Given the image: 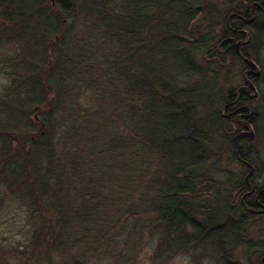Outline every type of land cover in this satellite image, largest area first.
Returning <instances> with one entry per match:
<instances>
[{
    "label": "trees",
    "instance_id": "16d2710c",
    "mask_svg": "<svg viewBox=\"0 0 264 264\" xmlns=\"http://www.w3.org/2000/svg\"><path fill=\"white\" fill-rule=\"evenodd\" d=\"M66 16L81 18L84 29H101L114 44L106 72L123 85L126 105L136 106L128 116L132 139L108 140L94 165L72 155L71 147L57 149L55 139V108L66 119L73 112L64 109L70 98L65 77L74 79L82 59L57 49L69 38L61 36ZM0 46L14 49L1 58L11 79L0 95V188L30 213L28 243L10 252L14 264L23 258L24 264L40 258L53 264L55 255L70 256L72 249L84 260L104 235L122 237L128 247L136 231L156 240L157 259L195 251L199 259L210 252L219 264H240L231 261L232 251L245 244L262 253L256 261L262 264L263 241L244 239L252 219L264 220L249 211L257 209L249 185L254 193L264 186L257 148L262 95L252 99L223 88L229 70L217 87L212 67L238 61L244 72L253 70L247 78L252 87H264V0H0ZM252 100L257 105L247 112ZM62 121L68 129L69 121ZM245 126L254 138L243 135ZM114 151L113 165L105 159ZM112 167L132 171L123 188L134 183L138 196L130 203L123 194L116 220H107L103 189ZM259 201L264 204L262 195ZM64 264L84 262L69 258Z\"/></svg>",
    "mask_w": 264,
    "mask_h": 264
},
{
    "label": "rangeland",
    "instance_id": "374dc122",
    "mask_svg": "<svg viewBox=\"0 0 264 264\" xmlns=\"http://www.w3.org/2000/svg\"><path fill=\"white\" fill-rule=\"evenodd\" d=\"M216 1L224 3L232 2L233 0ZM64 20L66 25L61 27V36H69V38L64 46L59 43L57 49H66L69 54L73 52L77 54L81 53L82 59H78V61L80 59L81 61L78 62V69H75L80 72L74 76V79L70 80L65 77L64 81V84L70 83V88H68V90H70V98L69 102L66 100V105H64L65 108H63L68 109V106L71 107L73 109V112H71L72 114L66 119L62 116L66 114L60 111L62 108H55L54 115L57 124L60 126L57 128L55 135V139H59L57 142V149L60 150L65 146L71 147L72 155L75 154L76 157H84L83 159L86 160L87 164L94 165L95 161L100 160L101 156H99V153L102 152L101 148L104 149L107 147L106 143L108 140L129 139L132 136L129 125L134 122V119L129 120L128 116L131 112L130 110L136 109V106L130 107L126 105V95L123 85L115 78L113 72H106V68L110 67V62L114 60V44H111L103 37L101 29H91L90 27L84 29V26L78 24L81 18H78V22H74V17L66 16ZM73 24H76V26ZM75 35L76 38L78 36V39L74 47L71 38ZM13 53L14 49L12 47L0 46V95H2L5 88L10 84L11 79L9 72L7 69H4L1 63V58L6 55H12ZM197 60L199 59L197 58ZM223 64L222 66L213 65L212 67L213 76L214 72H217V87L224 86L223 83L226 78V72L229 70V74L227 75L228 84L223 88L232 87L237 93H248L252 99L258 94H261L264 105L263 86L259 88L253 87L251 92L246 88H242L244 77L248 78L250 75L247 71L251 73L253 70H245L244 72L240 63L235 60H227L226 63ZM65 67L66 65L63 64L62 70ZM109 70H111V68H109ZM247 73L249 75L246 76ZM213 92H215V90H213ZM256 105L257 102L252 100L250 107H245L244 109L250 112ZM224 112L225 109L221 105V113L224 114ZM38 114L39 112L32 115V118L35 116L38 117ZM63 118L64 121H62ZM65 120L69 121L68 129L60 124V121L64 123ZM239 124L242 125V121H239ZM257 125L259 129L257 148L261 158L264 160V109ZM74 134H76L75 138L73 137L71 139ZM68 135H71L69 139ZM243 135L254 138L255 133L253 128L251 126H245ZM117 156L118 154L114 151L105 161L114 165L118 163ZM128 156L130 155L125 154L124 159L128 160ZM227 156H229V153L222 156V164H225ZM102 161L98 163L103 164ZM235 168L238 169V167ZM107 174L108 176L105 181L106 185L103 189L104 194L107 196L106 208H104L107 213L104 217L107 220H116L118 214L115 213V209L118 207L119 203L121 207V197L123 194H129L131 200L128 202L135 203L138 193L137 189L135 190L134 188V183L127 186L126 190L123 188L126 176L129 175L132 177L131 170L128 171L123 168L119 169L117 167H112L107 171ZM222 178L223 177H221V179ZM111 184H113L114 187H111ZM118 201L119 203L117 204L116 202ZM119 213L122 215L123 211ZM29 219L30 213L23 202L14 196L5 194L4 190L0 188V243L4 247V252L2 253L0 251V257H2L0 263H15V261L10 258V252L12 248L28 243V237L31 234L28 223ZM121 221L122 218L119 217L118 221L113 223L118 225L117 222ZM263 230L264 220L259 217L252 219L246 228L245 241H263L264 243V236H262ZM103 237L102 241H100L102 244L100 246L98 244L95 245L97 250L94 248L90 250V248L87 247L88 251L86 252L84 260L80 259L82 257L78 256L75 249H72L70 256L65 255L66 257H58L55 255L53 257V264H64L69 258L72 259V261L84 262V264H219L217 258L214 257V259H211L209 257L211 256L210 252L208 253V257L200 259V252L195 253V251H189L187 253L178 252L165 256L163 259H157L154 256V245L156 240L146 232L136 231V234H130L132 239L129 240L128 247H124L122 237L115 238V235L112 233L104 235ZM257 251L258 250L250 251L245 244L238 245L232 251L231 261L239 262L240 264H258L256 261L262 253H258ZM24 262L25 260L23 258L21 263L24 264ZM39 264H45L43 258L39 259Z\"/></svg>",
    "mask_w": 264,
    "mask_h": 264
},
{
    "label": "flooded vegetation",
    "instance_id": "af4514ba",
    "mask_svg": "<svg viewBox=\"0 0 264 264\" xmlns=\"http://www.w3.org/2000/svg\"><path fill=\"white\" fill-rule=\"evenodd\" d=\"M247 72H249V74H251L250 71H247ZM249 74L247 73L246 76L249 75ZM244 81L246 82L247 85L243 86L242 88H246V89L249 90V88L252 87V85L250 84V81L246 77H244ZM240 93L238 92V95H240ZM246 94L249 95L248 93H246ZM249 189H250L249 194L250 195L253 194V201L255 202V205L257 207V209H250V212L254 216H262L264 214V212H262V210L264 209V204L260 203L259 197L262 195L263 196V200H264V186L262 187V189H260V191H257L255 193H254V191H255L254 190V186L249 185ZM243 200H244V197L241 199V203H243ZM260 261L262 262V264H264V254L260 258Z\"/></svg>",
    "mask_w": 264,
    "mask_h": 264
},
{
    "label": "water",
    "instance_id": "95a60500",
    "mask_svg": "<svg viewBox=\"0 0 264 264\" xmlns=\"http://www.w3.org/2000/svg\"><path fill=\"white\" fill-rule=\"evenodd\" d=\"M51 2H53V0H50ZM251 22V21H250ZM249 22V23H250ZM56 39V38H55ZM245 61V63H246V65H249V66H251V67H253L255 70H256V74H258V68H257V66L255 65V63H253L252 61H247V60H244ZM253 88V87H252ZM37 110V109H36ZM34 119L35 120H37V117L35 116L34 117ZM250 167V166H249ZM262 212H264V209L262 210ZM261 213V212H260Z\"/></svg>",
    "mask_w": 264,
    "mask_h": 264
},
{
    "label": "bare ground",
    "instance_id": "6f19581e",
    "mask_svg": "<svg viewBox=\"0 0 264 264\" xmlns=\"http://www.w3.org/2000/svg\"><path fill=\"white\" fill-rule=\"evenodd\" d=\"M258 73H259V70H258ZM250 211V210H249Z\"/></svg>",
    "mask_w": 264,
    "mask_h": 264
}]
</instances>
